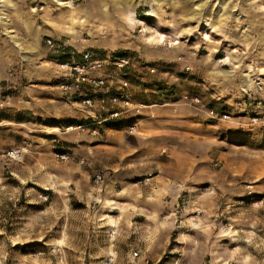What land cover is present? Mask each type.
<instances>
[{
	"label": "rangeland",
	"instance_id": "rangeland-1",
	"mask_svg": "<svg viewBox=\"0 0 264 264\" xmlns=\"http://www.w3.org/2000/svg\"><path fill=\"white\" fill-rule=\"evenodd\" d=\"M1 1L0 264H264V0ZM48 37L160 66L133 78L140 134L67 130L87 113Z\"/></svg>",
	"mask_w": 264,
	"mask_h": 264
},
{
	"label": "built area",
	"instance_id": "built-area-1",
	"mask_svg": "<svg viewBox=\"0 0 264 264\" xmlns=\"http://www.w3.org/2000/svg\"><path fill=\"white\" fill-rule=\"evenodd\" d=\"M46 45L53 51L54 61L60 67L58 87L63 95L87 113L88 121L80 124H69L67 130L80 129L97 132V126L121 125L130 134H140L139 122L135 118L144 108L143 103L135 98L134 79L136 75L155 74L160 66L149 64L141 57L127 52L103 55L93 50H67L68 45L52 38L45 39ZM68 51L69 55L64 57ZM0 91V111L4 100ZM195 102L199 97L192 98ZM256 111L250 116V124L264 127V101L257 99ZM210 117L216 120H229V113L210 110ZM67 158L65 155H61ZM8 157H19L18 150L8 152ZM102 179L101 173L96 180Z\"/></svg>",
	"mask_w": 264,
	"mask_h": 264
},
{
	"label": "crops",
	"instance_id": "crops-1",
	"mask_svg": "<svg viewBox=\"0 0 264 264\" xmlns=\"http://www.w3.org/2000/svg\"><path fill=\"white\" fill-rule=\"evenodd\" d=\"M5 3L8 5L7 6V9L9 10V8H11L12 6H14V5H11V4H13V1L12 0H7V1H5ZM1 6L3 7V5L1 4ZM2 9V8H1ZM1 13H3L2 12V10H0V14ZM7 17V16H6ZM5 17V18H6ZM4 21V24L6 25L5 26V29L7 30V33H10L12 36H8V37H10V40L12 41V42H14L15 44H17V41H16V39H14V38H12V37H15V35L16 36H18L16 33H15V30L14 29H12L11 27H12V23L10 22L11 20L7 17L6 18V20H3ZM261 21H264V18H262V20ZM63 32H68V31H72V30H68V29H61ZM60 30V31H61ZM42 33V32H41ZM43 35H51L52 33L50 32V30H47V31H44V33H42ZM40 36H41V34H38V35H35V36H33V38H34V42H35V45L36 46H34V49H33V51L32 52H30V53H28V52H26L25 53V58H27V60H30V58H32V59H35V58H37L38 57V55L39 54H35V52L37 51V48L40 46L39 44H40ZM17 46V45H16ZM2 62V61H1ZM252 67V66H251ZM5 74H7L6 73V64H5V62L4 63H0V86L2 85V79H3V77H5L4 75ZM247 77V76H246ZM249 78H251V77H248V79ZM264 108V107H263ZM98 128H102L101 126L100 127H98Z\"/></svg>",
	"mask_w": 264,
	"mask_h": 264
},
{
	"label": "bare ground",
	"instance_id": "bare-ground-1",
	"mask_svg": "<svg viewBox=\"0 0 264 264\" xmlns=\"http://www.w3.org/2000/svg\"><path fill=\"white\" fill-rule=\"evenodd\" d=\"M3 1V0H2ZM1 1V2H2ZM67 5V4H66ZM71 11V10H70ZM73 11V10H72ZM63 12V11H62ZM75 12V11H74ZM72 13V12H71ZM70 13V14H71ZM83 18V17H82ZM69 20H70V18H69ZM68 20V21H69ZM76 24H78V22L76 23V20H75V18H72V22L70 23V24H66L65 26H64V23H60L58 26H59V29L61 30V29H68V30H72V31H76ZM57 26V27H58ZM80 29V28H79ZM83 29V28H82ZM62 31V30H61ZM78 31V30H77ZM70 33V32H69ZM72 33V32H71ZM27 60V59H26Z\"/></svg>",
	"mask_w": 264,
	"mask_h": 264
},
{
	"label": "trees",
	"instance_id": "trees-1",
	"mask_svg": "<svg viewBox=\"0 0 264 264\" xmlns=\"http://www.w3.org/2000/svg\"><path fill=\"white\" fill-rule=\"evenodd\" d=\"M71 47H68L67 50L70 51ZM69 55L68 51H66V54L64 55V57H67ZM56 56H54L53 58H55Z\"/></svg>",
	"mask_w": 264,
	"mask_h": 264
}]
</instances>
